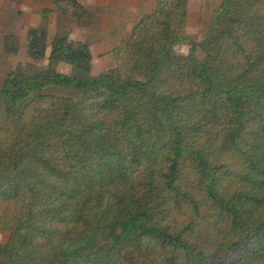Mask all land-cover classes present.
Returning <instances> with one entry per match:
<instances>
[{"label": "trees", "instance_id": "trees-1", "mask_svg": "<svg viewBox=\"0 0 264 264\" xmlns=\"http://www.w3.org/2000/svg\"><path fill=\"white\" fill-rule=\"evenodd\" d=\"M51 2L26 34L47 64L0 86V264H264V0H221L199 41L189 0H155L97 74L48 32L91 9Z\"/></svg>", "mask_w": 264, "mask_h": 264}, {"label": "rangeland", "instance_id": "rangeland-1", "mask_svg": "<svg viewBox=\"0 0 264 264\" xmlns=\"http://www.w3.org/2000/svg\"><path fill=\"white\" fill-rule=\"evenodd\" d=\"M85 7L91 9L93 19L87 27L80 26L76 20L61 17L54 9L49 16L48 32L53 36L61 30L69 31L73 41H88L92 46L93 73L107 71L113 65V59L108 51L122 36L130 32L133 25L142 14L149 13L155 6V0H86ZM221 0H189L188 32L196 40H201L209 27L213 11ZM53 9L51 0H0V86L7 74L16 67L33 63L43 67L45 60L35 61L26 53V34L31 24L38 21L43 9ZM15 35L19 39V50L14 55H7L3 50V37ZM188 44L175 47L177 54L186 55ZM198 57L203 58L201 51ZM57 70L63 74L70 73V67L60 64ZM9 234L0 229V243L7 242Z\"/></svg>", "mask_w": 264, "mask_h": 264}, {"label": "crops", "instance_id": "crops-1", "mask_svg": "<svg viewBox=\"0 0 264 264\" xmlns=\"http://www.w3.org/2000/svg\"><path fill=\"white\" fill-rule=\"evenodd\" d=\"M79 3H81V4H85L86 2V0H77ZM86 4H88V3H86ZM89 5V4H88ZM90 50H91V54H92V46H90ZM91 65H93V54H92V62H91Z\"/></svg>", "mask_w": 264, "mask_h": 264}]
</instances>
